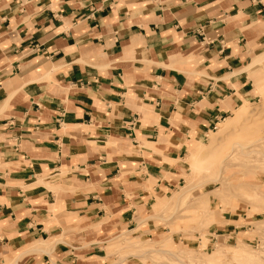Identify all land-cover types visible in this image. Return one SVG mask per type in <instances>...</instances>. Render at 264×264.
<instances>
[{
	"label": "crops",
	"instance_id": "1",
	"mask_svg": "<svg viewBox=\"0 0 264 264\" xmlns=\"http://www.w3.org/2000/svg\"><path fill=\"white\" fill-rule=\"evenodd\" d=\"M262 90L264 0H0V264L157 234L187 144Z\"/></svg>",
	"mask_w": 264,
	"mask_h": 264
},
{
	"label": "rangeland",
	"instance_id": "2",
	"mask_svg": "<svg viewBox=\"0 0 264 264\" xmlns=\"http://www.w3.org/2000/svg\"><path fill=\"white\" fill-rule=\"evenodd\" d=\"M261 92L252 107H264ZM246 120L253 122L251 130L223 136L212 162L199 171L182 170L177 187L152 205L157 234L125 229L108 237L101 264H264V111ZM221 123L200 143L207 145L208 134ZM192 145L180 159L184 165ZM187 176L191 189L180 198ZM229 213L239 233L212 235L215 227L230 222L221 217ZM228 246L240 248L235 257Z\"/></svg>",
	"mask_w": 264,
	"mask_h": 264
},
{
	"label": "bare ground",
	"instance_id": "3",
	"mask_svg": "<svg viewBox=\"0 0 264 264\" xmlns=\"http://www.w3.org/2000/svg\"><path fill=\"white\" fill-rule=\"evenodd\" d=\"M258 62H259V60H258ZM261 94H264V90H262ZM251 105L252 104L250 102L245 101L241 106H239L237 109H235L230 116H228L227 118L223 119L221 121L222 123L218 125L217 129L215 131H212V134H208L207 145H204L202 142L193 144L191 149H190L189 154L186 157V164L184 165L185 169L189 170L190 172L191 171H199V170H201L203 168V165L207 161H209V159H210V162H212L214 154H215V152L217 150V147L222 143L221 140H222L223 136L226 137L225 135H227L228 133H232V132L234 133V132H237L240 129H242V130H248V129L251 130L252 127H250V126L253 125L252 124L253 122L252 123L249 122L248 121L249 119L246 120L247 116L251 117V115H252V117H253V116H256L258 114L260 115V113L264 111V107L263 106L252 107ZM251 120H252V118H251ZM256 122H258V121H256ZM218 149H219V147H218ZM220 160H222V159H220ZM214 161H215V158H214ZM207 163H209V162H207ZM207 165L208 164H206V166ZM220 165H221V163H220ZM223 166H224V164H223ZM186 179H187L186 180V184L181 186V188H180L181 189V191H180L181 193L178 192V194H179L178 197H180V198L186 197L188 195L187 194L188 191L191 189L189 177L187 176ZM203 248H204V245H203ZM229 248L230 249H235V250H233L234 252H232L234 257L236 256L237 252L240 250V248H238V247L237 248L229 247ZM229 248H227V249L229 250ZM226 252H227V250H226ZM238 254H240V253H238Z\"/></svg>",
	"mask_w": 264,
	"mask_h": 264
}]
</instances>
